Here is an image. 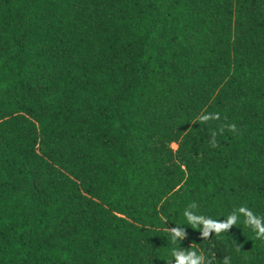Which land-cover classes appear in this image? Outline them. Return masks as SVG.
I'll use <instances>...</instances> for the list:
<instances>
[{
    "label": "trees",
    "instance_id": "1",
    "mask_svg": "<svg viewBox=\"0 0 264 264\" xmlns=\"http://www.w3.org/2000/svg\"><path fill=\"white\" fill-rule=\"evenodd\" d=\"M254 218L264 0H0V264H264Z\"/></svg>",
    "mask_w": 264,
    "mask_h": 264
},
{
    "label": "clouds",
    "instance_id": "2",
    "mask_svg": "<svg viewBox=\"0 0 264 264\" xmlns=\"http://www.w3.org/2000/svg\"><path fill=\"white\" fill-rule=\"evenodd\" d=\"M251 217V214H248ZM185 216L187 217L188 222L196 227L198 225H202V236L208 237L211 232L220 233L222 231L228 230L232 227L237 220L235 215L230 216L226 222L221 223H213L210 219H205L203 217H196L188 212H185ZM250 223L254 224L260 232H264V222L260 218L250 219ZM172 235V240L175 242L177 240L182 241L184 239L185 228L184 227H174L169 230ZM173 260H170V264H205V257L203 255H198L194 251H186V250H174L173 251ZM225 264H228L227 260Z\"/></svg>",
    "mask_w": 264,
    "mask_h": 264
}]
</instances>
